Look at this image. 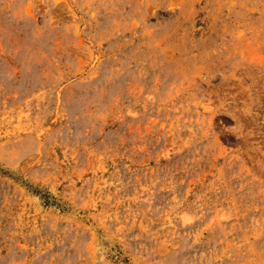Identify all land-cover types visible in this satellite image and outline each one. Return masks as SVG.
Segmentation results:
<instances>
[{"label":"rangeland","instance_id":"rangeland-1","mask_svg":"<svg viewBox=\"0 0 264 264\" xmlns=\"http://www.w3.org/2000/svg\"><path fill=\"white\" fill-rule=\"evenodd\" d=\"M0 264H264V0H0Z\"/></svg>","mask_w":264,"mask_h":264}]
</instances>
